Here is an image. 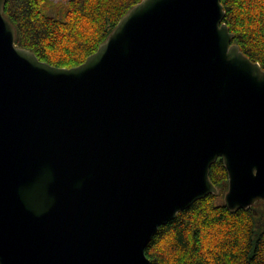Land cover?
<instances>
[{"label": "water", "instance_id": "obj_1", "mask_svg": "<svg viewBox=\"0 0 264 264\" xmlns=\"http://www.w3.org/2000/svg\"><path fill=\"white\" fill-rule=\"evenodd\" d=\"M0 0V264H151L160 227L219 191L264 202V69L222 0H142L80 66L17 47Z\"/></svg>", "mask_w": 264, "mask_h": 264}, {"label": "trees", "instance_id": "obj_2", "mask_svg": "<svg viewBox=\"0 0 264 264\" xmlns=\"http://www.w3.org/2000/svg\"><path fill=\"white\" fill-rule=\"evenodd\" d=\"M142 0H6L17 47L56 68L82 65ZM233 44L264 69V0H222ZM218 189L159 228L145 250L151 264H264V202L231 211L224 161L211 167Z\"/></svg>", "mask_w": 264, "mask_h": 264}, {"label": "rangeland", "instance_id": "obj_3", "mask_svg": "<svg viewBox=\"0 0 264 264\" xmlns=\"http://www.w3.org/2000/svg\"><path fill=\"white\" fill-rule=\"evenodd\" d=\"M223 200H224V198H223Z\"/></svg>", "mask_w": 264, "mask_h": 264}]
</instances>
